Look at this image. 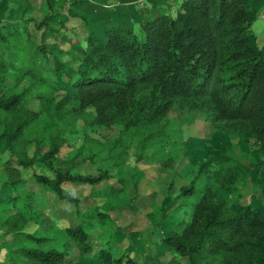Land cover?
Masks as SVG:
<instances>
[{
	"label": "trees",
	"instance_id": "16d2710c",
	"mask_svg": "<svg viewBox=\"0 0 264 264\" xmlns=\"http://www.w3.org/2000/svg\"><path fill=\"white\" fill-rule=\"evenodd\" d=\"M247 1L179 0L174 15L160 7L157 14L141 15L137 19L140 36L118 24L90 27L79 64L61 76L66 87L54 89L46 76L63 74L64 68L58 58L61 50L47 47L45 32H52L50 22L60 11L88 21L77 9L82 0H0V150L8 152L7 163L2 162L22 169L49 164L51 175L31 171L34 182L54 196V203L73 207V225L64 223L49 234L26 229L30 217L19 208L0 215L4 227L0 246L6 249L9 264H149L129 256L128 245L121 250L115 245V225L108 211L119 207L115 202L126 179L123 162L119 159L89 173L81 172L80 161H74L81 145L67 158L56 155L61 143L71 144L85 135L82 130L78 134L74 125L88 108L94 124L119 126L113 140L133 142L136 160L147 144L163 135L167 113L177 101L188 108H206L215 130L229 135L241 131L264 153V58L250 43ZM56 22L63 26L61 19ZM37 31L40 41L34 37ZM59 122L68 127L65 135L53 131ZM42 144L47 148L37 152ZM29 145L36 151L30 155ZM121 146L123 152L129 145ZM89 153L97 156L96 151ZM227 159L214 153L200 161L175 195L182 198L179 204L190 206L187 218L162 230L158 244L185 258L186 264H264V184L257 206L245 203L229 208L211 184L233 188L235 172L244 166L219 167L218 162ZM212 161L215 170H210ZM162 165L171 166L172 160L165 159ZM113 166L115 173L109 168ZM7 170L2 167L0 173L8 175L13 168ZM142 175L134 168L128 179L136 186ZM199 175L204 177L200 188ZM110 179L120 186L107 181L95 187ZM67 183L88 185L90 195L102 201L78 209L82 197ZM24 188L22 178L14 176L2 187L0 205L17 204L23 198L22 210L28 209L29 196L35 195ZM197 192L194 200L185 198ZM166 216L160 204L159 220ZM5 233L10 234L9 240ZM73 249L76 256L68 258Z\"/></svg>",
	"mask_w": 264,
	"mask_h": 264
},
{
	"label": "rangeland",
	"instance_id": "374dc122",
	"mask_svg": "<svg viewBox=\"0 0 264 264\" xmlns=\"http://www.w3.org/2000/svg\"><path fill=\"white\" fill-rule=\"evenodd\" d=\"M37 1L33 0L34 3H38ZM157 3H159L157 0H82V5L77 9L88 17V21L84 23L80 18L68 16L64 11L56 13L53 17L54 20L50 22L53 30L51 29L50 34L45 32L44 41L49 49L51 48L57 53L61 50L58 58L63 62L64 71L63 74L50 72L46 76L47 82L54 89H64L66 87L61 76L64 77L66 72H73V69L79 64L83 49L86 46L85 36L90 27L96 29L111 27L116 24L125 27L129 23L131 27L127 26L126 28L133 30L140 36L138 20H135L136 14L139 13V17L146 14H157V7L160 6ZM163 4L165 7H161L162 11L170 15L175 14L176 5L178 4L173 3V5L168 0H163ZM170 5H173V7H169ZM44 11L47 12L48 10L45 9ZM35 15L38 17L39 13ZM2 17L6 18L4 15ZM56 19H61L63 26H60ZM100 32L102 34V31ZM34 37L36 41H40L38 31L34 33ZM69 48L72 54H70ZM9 82L12 83V79ZM40 115L44 114L40 113ZM82 115L75 118L77 123L74 126L78 127V134L82 130L85 135L76 138L71 144L61 143L56 155L60 158H67L71 154L73 155L77 147L81 145V151L74 161H80L77 168L81 172L89 173H94L98 166L105 167L119 159L123 162L122 170L125 171L126 179L122 184V188H119L121 190L118 192L115 202L119 204V207L108 212L115 225L112 230H115L116 247L121 250L128 245L130 247L129 251L127 250L128 255L133 256L137 262L147 261L151 263L147 258L145 261L144 252H146L156 264H186L185 258L175 257L168 252L157 255L153 245L160 244L159 239L162 230L170 228L176 222H183L187 218V210L190 209V206L179 204L182 198L180 199L175 195L179 186L186 184L193 176L200 161L214 153H223L229 158L218 162L219 167L234 163L244 166L236 170L237 178L232 183V189H225L224 186L215 187L217 183L215 181L211 183L215 193L224 196L229 208L234 209L245 203L257 206L262 200L260 187L264 184V153L258 152L253 145L247 142L241 131L229 135L223 131L215 130L208 110L204 107L188 108L180 105L178 101L174 103L167 113L168 125L163 135L147 144L145 149L142 150V157L139 160L135 159L136 153L133 152V142L128 143L126 140L124 143L114 142L113 139L120 130L118 125L94 124L91 120L92 114L89 108ZM81 123H84V125L80 126ZM56 125H58L59 130L53 128L54 133L60 132V135H65L68 131L65 123L59 122ZM111 145H116V147L112 148ZM121 145L129 146L122 152ZM46 148L47 145L42 144L39 145L36 151L41 152ZM33 151L34 145H29L27 148L28 155L32 154ZM90 151H96L97 156L90 155ZM7 157V150L5 148L1 149L0 170L2 167H6L8 170L9 167H12L13 170L8 175L0 173V193L2 187H7L10 179L19 176L22 178L25 191L32 190L29 194L33 192L35 196L34 198L32 195L29 196L28 205L31 206L28 209L22 210V208H25V206L21 207L20 205L21 202L23 203V198L17 204L10 201L2 203L0 205V215H7L17 208L21 209L24 216L30 217L26 229L35 234H39L41 231L44 234L53 233L64 223L73 225V207H68V204L59 203L58 205L54 203L55 200H52L54 198L51 193L34 182L31 176L32 170L51 175L49 164L22 169L13 162H8L5 166L4 163H7V160H5ZM165 159H171L172 165L163 166L162 161ZM8 160L10 161V159ZM216 166L217 164L212 161L209 166L210 170H215ZM109 168L112 173L117 171V167ZM134 168L140 169L143 173L136 186L128 179L130 178V171ZM218 171L221 175L222 171ZM107 181L113 182L114 186H120L115 179H110L98 182L95 187L99 189L105 186ZM203 182V175H199L196 178L197 187L200 188ZM66 186L82 197V201L78 206L80 210L90 205L99 204L102 201V197L90 195L88 185L67 183ZM198 194L199 192L185 198L192 201ZM160 204L167 211V216L163 220L158 218ZM3 230V225H0L1 235ZM4 237L9 240L10 234L5 233ZM91 238L93 241V237ZM144 248L146 250L142 251ZM75 256L76 250L73 249L68 258H74ZM149 256L146 257L149 258ZM0 264H9L6 249L1 246Z\"/></svg>",
	"mask_w": 264,
	"mask_h": 264
},
{
	"label": "crops",
	"instance_id": "0c3cea01",
	"mask_svg": "<svg viewBox=\"0 0 264 264\" xmlns=\"http://www.w3.org/2000/svg\"><path fill=\"white\" fill-rule=\"evenodd\" d=\"M159 1V3H157V5H160L159 7L161 8L162 6L165 7V5L163 4V0H157ZM165 1V0H164ZM167 1V0H166ZM170 2H172V4H177L179 0H168ZM153 2V1H152ZM173 4V5H174ZM173 5H170L169 7H173ZM247 7L248 10L250 12V25H249V31H250V43L258 50L261 51L262 56L264 58V0H248L247 1ZM158 8V7H157ZM162 9V8H161ZM139 18V13L136 14V19L137 20ZM131 27V24L127 23L125 27ZM53 198L54 196L51 195ZM54 200V199H52ZM70 207V206H68ZM82 210V209H81ZM155 253L157 255H161L164 254L165 252H168L170 254V252L168 251V249L162 245H153ZM146 250V248L142 249V251ZM146 254V252H144V258L146 261L147 260L151 261V263L149 264H156L154 262V260L152 259V257ZM146 263H148L146 261Z\"/></svg>",
	"mask_w": 264,
	"mask_h": 264
}]
</instances>
